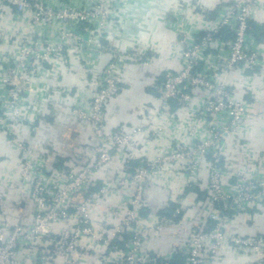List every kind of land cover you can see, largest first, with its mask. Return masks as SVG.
<instances>
[{
	"label": "built area",
	"instance_id": "obj_1",
	"mask_svg": "<svg viewBox=\"0 0 264 264\" xmlns=\"http://www.w3.org/2000/svg\"><path fill=\"white\" fill-rule=\"evenodd\" d=\"M243 5L244 1L232 6L225 15L217 17L214 26L204 29L208 31L202 37L192 38L185 44L179 69L160 72L161 79L155 85H158L156 89L162 102L173 101L180 107H190L195 94L202 93V104L192 109V116L200 114L206 121L201 126L190 127L188 143L159 158L136 161L132 183H140L145 173L180 158L187 159L184 169L190 173L199 174L201 162L208 163L207 183L204 193L198 194L197 211L184 217L190 220L185 239L160 248L152 246L151 239L164 237L170 225H176L177 217L160 216L143 221L144 201L139 191L134 199L123 200L104 214L93 215L89 209L90 199L98 197L99 193L112 192L117 185L123 188L121 180L125 175L130 176L126 163L131 160L120 166L115 176L118 182L114 179L96 183L92 170L97 166L112 168L120 151L133 148L131 133L124 129L113 132L104 129L105 107L119 87L117 65L122 60L130 61L128 54L108 55L103 72L96 75L90 86L87 107L82 106L83 101L72 108L78 119L92 124L96 137L94 143L85 145L88 158L82 170L74 167L78 161L73 155L62 157L60 165L57 164L60 159L54 158L45 166L49 153L37 152L18 139L17 129L23 123H34L41 115L38 111L48 108L42 98L35 103L30 101L29 94L54 89L47 78L55 71V59L63 58L67 62L73 54L68 43L45 39L34 25L24 31L22 21L29 12L26 0H0V137H5L20 157L17 176L25 199L15 203L32 204L30 221L7 220L3 204L8 198V183L0 184V264H85L87 257L93 255L96 259L93 264H169L171 261L175 264H227L228 252L243 257L246 264H264V232L245 234L228 228L231 221L249 215L264 203V167L247 158L245 170L251 173H234L222 159L229 135L252 114L246 102L236 97L232 86L220 81L225 77H218L213 67L248 70L252 74L264 68L260 55L249 48L248 43L254 38L247 33L251 29L250 19H255L242 9ZM252 10L255 14L256 9ZM12 13L19 17L15 30L8 27V15ZM85 20L81 15L78 22ZM223 27L232 32V39H215V34ZM75 28L72 27L69 39L74 36ZM212 44L227 47L230 53L226 58L214 57L216 63L212 61L209 71L207 64L212 56H207L206 50L212 48ZM69 64L72 66V62ZM44 69L47 70L45 75ZM33 110H36L34 116L31 115ZM74 156L79 157V152ZM96 185H99V193L91 191ZM80 194L86 198L78 202L76 197Z\"/></svg>",
	"mask_w": 264,
	"mask_h": 264
},
{
	"label": "crops",
	"instance_id": "obj_2",
	"mask_svg": "<svg viewBox=\"0 0 264 264\" xmlns=\"http://www.w3.org/2000/svg\"><path fill=\"white\" fill-rule=\"evenodd\" d=\"M59 1L48 0L50 3ZM218 1L162 0L159 4L133 5L126 11L130 16L125 24H121L119 34L116 33L110 41L122 48H139L141 57L118 62L120 84L105 107L104 129L112 132L124 129L133 137V148L120 151L115 156L112 162L114 168L127 160L136 162L141 158H159L177 149L189 142L192 125L201 126L206 121L200 114L192 116V109L202 104V93L195 94L190 107H180L173 101L162 102L156 89L158 85H155L161 79L160 72L179 69L185 38L189 39L201 31L204 22L215 25L217 17H212L215 16ZM162 14L168 15V19H162ZM254 22L260 31L257 37H253L252 43L264 55V7L258 10ZM262 55L260 57H264ZM81 58L70 55L67 62L63 58L55 59V71L47 78L55 87L42 93V99L49 108L34 122L33 128L30 129L27 123L19 128L18 139L37 150L50 147L53 156H48L52 159L68 158L79 146L95 142L92 124L76 118L70 111L83 101L82 106L87 107L90 86L102 71L105 57L89 51ZM68 62H72V66ZM218 69L220 78H227L236 97L246 102L248 112L252 114L229 135L222 159L234 173H251L249 169L245 170L247 158L264 167V68L254 74L248 70L223 73L221 68ZM43 72L45 75L47 70ZM186 163V158H180L152 172L145 207L141 209L142 220L177 217L176 225H170L164 237L151 239L152 246L163 248L182 242L190 225V220L184 218L185 214L193 215L197 211L198 194L204 193L207 183L208 163L201 162L199 174L185 170ZM18 164V151L5 137H0V184L4 181L8 183V198L3 204V211L11 222H28L32 205L28 202L15 203L25 199L17 176ZM113 171L115 169L106 170L99 183L110 180ZM248 214L231 221L228 228L245 234L264 232V203ZM93 259L94 255L87 257L85 264H93ZM226 263L246 264L243 257L232 252H228Z\"/></svg>",
	"mask_w": 264,
	"mask_h": 264
},
{
	"label": "rangeland",
	"instance_id": "obj_3",
	"mask_svg": "<svg viewBox=\"0 0 264 264\" xmlns=\"http://www.w3.org/2000/svg\"><path fill=\"white\" fill-rule=\"evenodd\" d=\"M27 5L29 4V12L26 13V20L22 21V26L24 31L32 27L34 25V29L37 28L40 32H42L45 37V39H52L56 41V43L59 42H65L68 43L69 51L72 52L73 55H76V58L83 59L81 57H84V55H88L89 51L92 53H96L100 56L105 57V61L108 55H126L128 54V57L131 59L130 61H134L137 58L141 57V52H139V48L134 46H127V47H120L118 45L113 44L110 41V38L113 37L118 31L122 29V25L125 24V21H127L128 16H130L126 11H128L133 5H151L153 2H161L162 0H60L59 3H50L48 0H26ZM242 1H244V5L242 6L243 10L248 11L249 14H251V17L253 16L254 19L256 18V14L258 10H263L264 2L263 0H219L217 3V10L215 13V16L212 17V19H216V17H220L225 15L227 11H229L232 6L239 5ZM263 4V5H262ZM42 9V10H38ZM252 9H256V13L254 14ZM243 13V12H242ZM254 14V15H253ZM37 16V18L34 17ZM82 15L84 19H86L83 22H78L79 17ZM229 15H232L230 13ZM233 15L235 16V13L233 12ZM232 15V16H233ZM162 19H168V15L162 14ZM18 15L16 13H12V15H8V27L15 30L16 29V22H17ZM36 20V21H35ZM250 21H254L252 18ZM18 24V23H17ZM122 24V25H121ZM205 25L201 31H198L196 35L193 37L185 38V44L189 43L193 39H197L202 37L206 31L205 28H210V22H204ZM210 25V26H209ZM72 27L75 28L74 36L69 39V34L72 33ZM87 34L89 36L87 37ZM119 34V33H118ZM249 34V33H247ZM184 37V35H183ZM216 39V38H215ZM257 43V41H255ZM92 44V45H91ZM249 48L252 49V52L256 54L257 56H261L262 53L256 49V46H254V43H248ZM212 48H208L206 50L207 56H212L213 61L214 57L217 55H222L224 57H227L230 53L228 48H220L217 47L215 44L211 45ZM73 49V50H72ZM264 56V55H262ZM261 60H263L264 63V57H261ZM126 61V60H124ZM208 62V61H207ZM209 62L207 65L209 66V71L212 70L213 62ZM105 63V62H104ZM103 64V68H104ZM214 72L218 74V77H220L221 73L218 72L221 68L223 73H228L229 70L223 66H218V68L213 65ZM103 72V71H102ZM100 72V73H102ZM212 73V72H211ZM120 77H117L118 86L120 84ZM220 81H227L226 79H221ZM228 82V81H227ZM29 98L31 99L33 103L40 100L42 98V94H29ZM34 105V104H32ZM50 106V104H49ZM49 108V107H48ZM46 107V109H48ZM85 109V108H84ZM49 109V113L52 114V110ZM45 110H40L38 113L44 114ZM36 110H33L31 112V115H35ZM70 114L73 116H76L72 113V109L70 111ZM68 113V117L70 116ZM77 118V116H76ZM30 125V129L33 128L34 123H27ZM18 127V132H19ZM19 134V133H18ZM28 146L32 147L28 144ZM34 149V148H33ZM87 148L83 144L79 146V148L76 150V152H79V157L74 156L73 157L78 161V164H74V167H77L78 170H82L81 167H83V164H85L86 159L88 158L87 155ZM37 152H48L50 153V147L46 148H40L39 150L35 149ZM75 152V153H76ZM53 156V154H51ZM20 159V157H19ZM54 159L51 158H45L44 165H50L51 162H53ZM137 163L130 161L126 163V172L130 175L127 177L126 175L121 180L123 183L121 186H124L123 188L120 187V185H117L115 189H113L112 192L106 193V194H100L97 190L99 185H96L91 191L94 193H99L98 197H95L90 199L92 202L89 206V209L91 210L93 215H101L104 214L109 207H115L118 203H121V200H131L134 199V197L138 196V191L140 196H142V199L144 201V207L146 203V196H147V188L151 184L153 175L152 173H145L142 175L140 179V183L136 181V185L132 183L131 175L133 174V166H136ZM128 166V167H127ZM100 166L93 167L92 170L95 174V180L96 183L101 181L102 174L106 170H112L113 176L110 180H114L116 173L120 172V167L117 168H101ZM119 175V174H118ZM118 182L117 178L115 179V182ZM135 187L133 188V186ZM140 185V187H139ZM78 202H81L82 200H85L86 196L80 194L76 197ZM111 203V204H110ZM32 205L31 203H29ZM53 207V205H52ZM96 261V259H93V263Z\"/></svg>",
	"mask_w": 264,
	"mask_h": 264
},
{
	"label": "trees",
	"instance_id": "obj_4",
	"mask_svg": "<svg viewBox=\"0 0 264 264\" xmlns=\"http://www.w3.org/2000/svg\"><path fill=\"white\" fill-rule=\"evenodd\" d=\"M250 25H251V29L248 31V33L255 38V36H258V33L260 31V27L254 22V21H250ZM216 39H232L233 38V34L232 32L227 28V27H223L220 29V31L215 34ZM60 161L57 163L58 165H60L62 163L63 158L60 157L59 158ZM169 264H175V262L171 261Z\"/></svg>",
	"mask_w": 264,
	"mask_h": 264
}]
</instances>
